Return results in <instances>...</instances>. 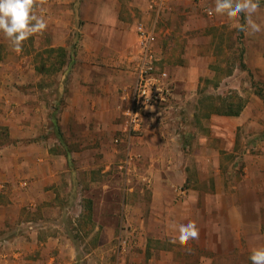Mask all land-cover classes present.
Here are the masks:
<instances>
[{
    "label": "crops",
    "instance_id": "crops-1",
    "mask_svg": "<svg viewBox=\"0 0 264 264\" xmlns=\"http://www.w3.org/2000/svg\"><path fill=\"white\" fill-rule=\"evenodd\" d=\"M260 11L259 6L256 13ZM79 15L83 22L81 39L73 56L70 54L62 67L65 72L71 67V71L68 75L63 73L65 83L58 89L60 98L48 97L45 102L39 97L42 92H0V127L6 130L13 146L0 150V197L7 195L5 200H0V246L3 247L0 259L23 258L30 245L33 249L46 245L47 251L64 248L61 242H67V237L44 235V229L51 227L47 219L56 220L68 206L73 207L75 201L72 205L63 203L68 193L76 199L77 188L94 187L89 185L93 184L92 173L96 171L93 161L100 156L105 165L98 172L104 176L108 166L119 156L123 158L118 166L124 171L126 184L122 207L126 211V223L135 234L132 237L135 249L142 246L143 236L150 233L152 238L162 228H165L164 240L167 238L174 244L170 249H161L166 264H215L220 256L241 255L243 242L246 250L249 247V227L255 234V243L261 242L259 193L263 178L247 156L242 160L245 163L240 164L239 176L234 167L238 155L234 152L235 132L238 127L244 128L241 112L237 117H213L208 124L210 135L191 139L190 152L180 148L185 144L177 140L167 116L133 135L129 144L123 145L125 151L112 144V139L122 136L125 118L121 96L135 81L140 57L136 36L139 23L146 28L154 25L156 57L159 66L169 74L174 90L194 86L201 76L202 69L192 65L199 57L193 61L192 57L177 53L172 60L171 47L167 54V46L157 39V34L163 31L165 11L153 15L148 12L145 0H83ZM60 37L53 33L50 46L68 49L66 37ZM183 58H189L190 64L183 65ZM35 72L41 78L42 74L34 68L32 73ZM26 78L21 73L19 84L24 85ZM195 95L196 92H173L169 105L186 109L188 99L193 103ZM190 117H196L194 112ZM57 145L62 148L57 149ZM223 151L232 161L221 167ZM7 178L15 190H8L2 184ZM132 179L137 185H132ZM78 199L76 217H86L87 207L91 205V234L97 233L101 241L112 239L117 230L114 225L119 221L95 217L98 206L88 197L79 195ZM8 220H11L10 230L5 228ZM189 222H195L199 239L181 245L178 226ZM3 231L8 236L1 235ZM230 240L236 242L233 250L228 249ZM4 245H10L7 251ZM260 247L250 246L251 252Z\"/></svg>",
    "mask_w": 264,
    "mask_h": 264
},
{
    "label": "rangeland",
    "instance_id": "rangeland-1",
    "mask_svg": "<svg viewBox=\"0 0 264 264\" xmlns=\"http://www.w3.org/2000/svg\"><path fill=\"white\" fill-rule=\"evenodd\" d=\"M81 2L83 0H37L39 7L36 9V14L44 17L47 28L42 35L36 34L24 41L19 54L12 50L9 42L0 32V92H5L4 90L30 94L42 92L39 97L45 102L48 101V97L50 99L61 97V91L58 89L63 88L65 83L63 73L68 75L67 72L71 71V67L66 72L62 68L58 69L53 64L55 55L48 49L60 48L50 46L52 35L57 32L60 38L66 37L68 49L61 47L67 51L66 61L70 54L73 56L81 39L80 28L83 24L79 15ZM259 6L262 7V11L258 14L254 13L252 20L260 24L261 31L252 33L250 28L244 32L236 27L240 24L239 16L230 18L226 13L216 15L214 11L212 15H208L209 10L215 8V0H165V17L161 23L163 31L157 34V39L170 43L167 54L171 47L172 60H175L177 53L192 57L193 61L198 59L197 57L200 58L192 64L195 69H202L197 84L180 86L175 90L173 87V92H196L193 103L188 99L189 105L186 109L169 105L166 110V116L172 121L171 129L178 135L177 140L185 144L180 148L190 152L191 139L210 135L208 124L213 117L214 119L230 117L224 115L225 112L240 110L244 128L238 127L235 132L234 152L238 154L234 166L237 170L236 176L242 172L240 164L245 163L242 160L247 156L253 161L254 166H257L264 182V0H259ZM244 25L247 27L246 22ZM188 59L183 58V65L190 64ZM39 62L44 65V71L36 70L42 74L41 78L36 72L32 73V70L39 66ZM21 73L27 76L24 85L19 84L21 81L18 76ZM1 78L6 82L4 83ZM193 112L195 118L190 117ZM52 124L51 121L50 125ZM6 134V130L0 127V150H4L6 146L13 147L5 137ZM112 144L125 151L123 146L125 144H115L114 139ZM56 147L59 150L62 148L61 145ZM224 154L225 151H223L221 167L227 162L229 165L232 161ZM121 161L123 158L119 156L108 166L104 176L98 172L104 169L102 165L105 163L100 156L93 161L96 171L92 173L93 184L89 185L94 187L84 186L81 190L76 189L82 198L88 197L96 207L98 206L95 209V217H111L115 222L119 221L118 225L117 223L114 225L117 230L110 241L98 240L97 233L91 234L92 226L86 217L84 216L83 219L76 217L77 205L80 204L79 195L76 194L74 199L72 193H68V199L65 197L63 203L72 205L75 201L73 207L68 206L64 215L57 217L56 220H53L54 217L48 218L51 227L44 229V235L58 234L67 237L69 239L67 242L64 240L61 242L64 248L60 250L55 247L47 251L46 245L40 249H33L30 245L23 258L13 256L1 258L0 264H166L161 249H170L174 244L167 238L164 240L165 228L155 231L152 238L150 233L143 236L140 248L135 249L133 245L132 237L135 234L131 231L132 227L126 223V211L122 207L126 184L123 179L124 171L118 169ZM2 184L8 190H15L11 187L13 184L8 178ZM133 184L137 185L135 180ZM4 196L2 195L0 200L7 198L6 194ZM259 197L261 242L255 243V234L249 227L247 228L248 250L243 242L241 255L232 253L224 257L220 256L215 264H252L249 259L252 253L250 246L257 244L259 247H264V185ZM175 213L176 208L172 214ZM36 217L33 216L35 219ZM10 222L11 220L5 222V228L9 230ZM1 235L8 236L6 231ZM161 238L164 241H161ZM122 240L126 242L125 248L120 246ZM235 243L232 240L228 241V249L233 250ZM4 246L7 251L10 245ZM2 248L0 246V250ZM218 249L217 247V251L220 252ZM133 253L135 256H132Z\"/></svg>",
    "mask_w": 264,
    "mask_h": 264
},
{
    "label": "built area",
    "instance_id": "built-area-1",
    "mask_svg": "<svg viewBox=\"0 0 264 264\" xmlns=\"http://www.w3.org/2000/svg\"><path fill=\"white\" fill-rule=\"evenodd\" d=\"M148 12L158 16L165 9V0H145ZM209 15V12H208ZM139 61L135 71L133 85L123 93L122 115L124 125L121 135L114 139L115 144H129V139L144 131L149 124L166 118L173 94V85L169 74L159 66L154 49L156 42L155 27L146 28L139 23L136 27ZM182 193V191H180ZM125 248L126 242L120 241Z\"/></svg>",
    "mask_w": 264,
    "mask_h": 264
},
{
    "label": "clouds",
    "instance_id": "clouds-1",
    "mask_svg": "<svg viewBox=\"0 0 264 264\" xmlns=\"http://www.w3.org/2000/svg\"><path fill=\"white\" fill-rule=\"evenodd\" d=\"M38 7L37 0H0V32L17 54L22 51L24 41L33 35H42L47 28L44 17L36 14ZM258 9L259 0H215V8L209 10V15L214 11L216 15L226 13L228 17L235 18L244 13L247 27L240 24L236 27L244 32L250 28L252 33H257L261 28L252 20V15ZM178 231L181 245L187 244L189 240L199 239V229L195 222L180 224ZM249 259L252 264H264V247L254 248Z\"/></svg>",
    "mask_w": 264,
    "mask_h": 264
},
{
    "label": "trees",
    "instance_id": "trees-1",
    "mask_svg": "<svg viewBox=\"0 0 264 264\" xmlns=\"http://www.w3.org/2000/svg\"><path fill=\"white\" fill-rule=\"evenodd\" d=\"M240 17V25H244L245 24V16L243 13H241L239 15ZM165 43V46H167V49L169 48L170 46V43H167V42H164ZM49 52H52L54 53L55 55V58H54V61H53V64L57 66L58 69L62 68L65 63H66V57H67V51L64 49V48H51V49H48ZM41 62H39V66L36 67V70L37 71H44V68H43V64H41ZM240 114V110L238 111H227L225 112L224 115H227V116H230V117H236ZM57 136L59 137V135L57 134ZM7 138V134L5 136ZM88 202V201H87ZM87 210L88 212L86 213V218L88 221L91 220V216H92V212H91V205H88L87 207Z\"/></svg>",
    "mask_w": 264,
    "mask_h": 264
}]
</instances>
